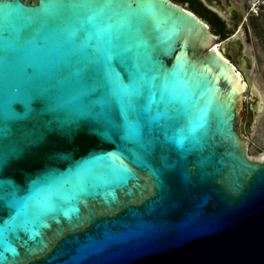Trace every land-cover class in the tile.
Returning a JSON list of instances; mask_svg holds the SVG:
<instances>
[{
  "label": "water",
  "instance_id": "95a60500",
  "mask_svg": "<svg viewBox=\"0 0 264 264\" xmlns=\"http://www.w3.org/2000/svg\"><path fill=\"white\" fill-rule=\"evenodd\" d=\"M246 50L173 0H0V264H264Z\"/></svg>",
  "mask_w": 264,
  "mask_h": 264
},
{
  "label": "rangeland",
  "instance_id": "374dc122",
  "mask_svg": "<svg viewBox=\"0 0 264 264\" xmlns=\"http://www.w3.org/2000/svg\"><path fill=\"white\" fill-rule=\"evenodd\" d=\"M219 1L216 6L226 14L231 26L236 19L234 8L239 10L241 20L238 28L246 44V55L254 58V65L250 69L243 63L252 84L248 85L245 93L246 118L242 133L249 143L250 158L264 162V16L261 10L264 0ZM230 3L234 6L232 7ZM253 17L259 19L257 23L260 26L259 30L255 29ZM253 90L257 91V95L253 94Z\"/></svg>",
  "mask_w": 264,
  "mask_h": 264
},
{
  "label": "trees",
  "instance_id": "16d2710c",
  "mask_svg": "<svg viewBox=\"0 0 264 264\" xmlns=\"http://www.w3.org/2000/svg\"><path fill=\"white\" fill-rule=\"evenodd\" d=\"M175 3H179L184 6H188V8L196 13L198 16L206 20L210 26L212 27V32L219 37H223L225 40L231 38L236 34L238 24L234 23L232 26L228 21H224L218 15L207 9L202 3L198 0H173ZM264 16V5L261 7ZM255 29L259 30L258 18L253 17Z\"/></svg>",
  "mask_w": 264,
  "mask_h": 264
},
{
  "label": "flooded vegetation",
  "instance_id": "af4514ba",
  "mask_svg": "<svg viewBox=\"0 0 264 264\" xmlns=\"http://www.w3.org/2000/svg\"><path fill=\"white\" fill-rule=\"evenodd\" d=\"M211 4L213 5H217V2H220L219 0H208ZM216 1V2H215ZM230 5L233 7V3H230ZM234 11L236 12V19L233 21V24L234 23H237L238 26H239V23H240V20H241V15H240V12L237 8H234ZM240 27V26H239ZM239 30V28L237 29ZM251 68V67H250Z\"/></svg>",
  "mask_w": 264,
  "mask_h": 264
},
{
  "label": "bare ground",
  "instance_id": "6f19581e",
  "mask_svg": "<svg viewBox=\"0 0 264 264\" xmlns=\"http://www.w3.org/2000/svg\"><path fill=\"white\" fill-rule=\"evenodd\" d=\"M217 50H218L220 53H222V51H221V46H220V45L217 46ZM243 61H244V62H243ZM241 63H242V66H243L244 69H246V67H248V68L250 69V67L248 66V64H247V62H246L245 60H242V59H241ZM243 63H245V66H246V67L244 66ZM242 75L244 76V74H242ZM244 77H245V76H244ZM246 82H247V81H246ZM245 85L247 86V89H246V90H248V88H249L248 83H246ZM246 92H247V91H246ZM253 94H254V95H257V91H256V90H253Z\"/></svg>",
  "mask_w": 264,
  "mask_h": 264
}]
</instances>
